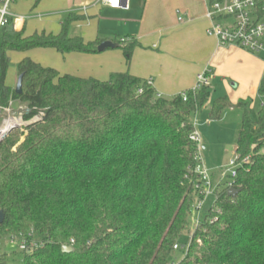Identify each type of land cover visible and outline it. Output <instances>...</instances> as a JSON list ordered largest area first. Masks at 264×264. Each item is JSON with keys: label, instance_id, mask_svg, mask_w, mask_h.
<instances>
[{"label": "trees", "instance_id": "16d2710c", "mask_svg": "<svg viewBox=\"0 0 264 264\" xmlns=\"http://www.w3.org/2000/svg\"><path fill=\"white\" fill-rule=\"evenodd\" d=\"M259 4L264 14V0ZM84 19L64 14L56 34L26 35L12 20L0 30V106H24V120L43 113L0 143V237L33 230L42 239L41 247L20 253V264H169L194 209L198 160L190 117L208 103L209 87L187 91L185 101L181 94L166 99L128 72L79 77L29 57L16 65L21 92L6 84L9 52H98L103 39L70 35ZM114 41L128 61L137 42ZM257 93V110L250 99L210 104L211 120L227 108L241 110L235 154L249 162L231 187L216 186L176 264H264V78ZM4 118L0 109V124ZM229 188L238 192L230 196ZM7 256L1 253L0 264Z\"/></svg>", "mask_w": 264, "mask_h": 264}, {"label": "rangeland", "instance_id": "374dc122", "mask_svg": "<svg viewBox=\"0 0 264 264\" xmlns=\"http://www.w3.org/2000/svg\"><path fill=\"white\" fill-rule=\"evenodd\" d=\"M187 1V0H184ZM183 2V1H182ZM11 5V4H10ZM42 5V6H41ZM53 3L42 2L36 6L33 4L27 7L20 8L17 11L11 10L13 14L12 23L15 29L23 30L25 34H32L33 32H52L54 34L59 32L58 16H61L59 8ZM182 4L180 0H129V9L127 11L110 10L107 8L100 9L93 26L84 28H71L70 35L83 36L85 40H93L95 32L99 31L100 35H112L116 39L125 38L127 36L135 35L140 27V18L144 13L150 18L148 28L151 31L167 26V20L171 18L172 14L176 17L184 16L181 9ZM43 14V22H39L34 17L37 14ZM39 14V15H41ZM47 22V23H46ZM95 24L97 26H95ZM92 38V39H89ZM118 41V40H117ZM121 44V43H120ZM244 52L252 55L260 64V77L254 83L251 71L252 69H232L231 75L238 78V80H231L236 82L237 86L232 87L228 78H217L214 81L213 88L210 89V102L220 98L226 97L230 103L232 98L236 99H250L251 106L254 110L259 109L260 101L257 93L258 85L261 78H264V55L259 53H252L246 49L240 48ZM71 54V53H69ZM28 56L35 62L42 66L55 67L61 72L79 77H95L101 80L108 78V72L111 69H126L130 59L126 58L122 50L117 48H106L101 52L96 53H80L73 52L68 57L62 58V54L50 47H37L24 52L13 51L10 53V62L6 74V84L15 87L17 75V62L23 57ZM244 61V60H243ZM247 66H250L248 61ZM118 71V70H115ZM210 104H206L195 114H192L190 119L193 122L197 133L201 139V148L198 151V164L209 171L214 186L220 184V187H226V183L230 181V172L227 170L229 162L235 156V142L237 135V127L241 118V110L239 108H227L223 111L220 119L211 120L208 117ZM9 113H5V118L19 115V105L9 104ZM20 128V127H19ZM214 196L211 195L204 201L202 209L199 211V218L202 220L207 210L212 205ZM194 220H190L188 231H185L181 238V244H188L191 232L193 231ZM0 251L8 254L5 262L8 264H20L22 261V254H11L10 247L1 245ZM184 256L183 249H176L172 255V261L177 262Z\"/></svg>", "mask_w": 264, "mask_h": 264}, {"label": "crops", "instance_id": "0c3cea01", "mask_svg": "<svg viewBox=\"0 0 264 264\" xmlns=\"http://www.w3.org/2000/svg\"><path fill=\"white\" fill-rule=\"evenodd\" d=\"M40 2L42 4L44 2L53 3L59 8L58 11L61 12V16L57 17L59 20L58 27L60 26L62 16L80 5L87 4L89 7L86 12L75 13L84 16L85 19L75 22L73 28L93 26V23L96 22L94 19L98 16L100 9L107 8L100 5H91L93 0H13L10 8L17 11L32 4L36 6ZM180 3L182 4L181 9L184 16L176 17L172 14L171 18L167 20L169 24L156 31H151L148 28L150 18L143 11L137 33L120 38L125 40L133 38L137 42L132 51L130 61L127 64L128 67L126 69L124 67L111 69L112 71L108 72V74L113 72H128L143 80H149L158 96L166 99H171L178 94L192 89L196 83L197 76L204 70L209 71L210 89L216 86L214 81L217 78H222L221 83H224V79L228 78L230 85L236 87V82L231 80L237 81L238 78L233 77L231 71L232 69H237V67L244 70L252 69V78L254 83L257 82L261 74L258 60L237 46H220L214 37L206 34V29L209 27L210 22L205 16V1L180 0ZM110 10L127 11L121 9ZM39 14L34 18L38 19L39 22H43L45 17L43 14ZM95 26L97 25L95 24ZM15 30L19 31L18 29ZM42 31L45 32L44 30ZM94 34V39L99 37L103 41L109 40L113 43H116L114 39L119 41V39H116L112 35H100L99 31H96ZM71 54H63L62 58L68 57ZM24 57L28 56H23L21 59ZM243 60L250 62L248 63L250 66L244 67L242 64L247 66V63H243ZM51 68L56 69L55 67ZM56 70L62 74L67 73L61 72L58 69ZM12 87L14 86L12 85ZM236 97L231 99L232 104L237 103L239 100H245L236 99ZM209 100L210 96L208 103H211Z\"/></svg>", "mask_w": 264, "mask_h": 264}, {"label": "built area", "instance_id": "2783aa9c", "mask_svg": "<svg viewBox=\"0 0 264 264\" xmlns=\"http://www.w3.org/2000/svg\"><path fill=\"white\" fill-rule=\"evenodd\" d=\"M206 3L205 16L209 20V27L206 29V34L214 37L220 46L234 45L239 48L246 49L252 53H259L264 55V14L261 13L260 0H203ZM13 0H0V30L10 20L13 19V14L10 11V4ZM91 5H100L110 9H129V0H93ZM90 5V6H91ZM88 5L83 4L74 8L70 12H86ZM125 41L121 39L120 42ZM209 71L204 70L197 76L195 85L189 91L194 93L203 86L210 85ZM138 92H141L140 90ZM182 99L185 101L187 92L181 94ZM10 104H12L10 102ZM0 109L4 112H10L9 107ZM19 115L8 116L4 118L0 124V131L7 130L9 127L15 126L16 128L25 126L29 123L36 122L42 118L43 113L39 112L29 120H24L22 111L25 110L24 106H19ZM18 119L19 123L16 125H9L12 120ZM2 137V135H1ZM0 137V138H1ZM190 139L196 144L198 160V151L201 148V139L197 130L194 127L190 135ZM249 162V157L240 158L235 154L234 158L230 160L228 171L230 172V181L226 183V187H231L232 180L235 178L237 169ZM195 174L198 180L194 183V209L191 219L194 220V226L200 222L199 211L202 209L204 201L207 197L213 195L215 197V189L209 171L200 166L197 162L195 167ZM72 242V241H71ZM5 245L10 247L12 251L19 253H31L34 249L41 247L43 241L35 236V232L30 230L27 234L11 235L8 237H0V246ZM188 244L176 243L173 249L187 250ZM0 251V255H1ZM169 264H176L171 262Z\"/></svg>", "mask_w": 264, "mask_h": 264}, {"label": "water", "instance_id": "95a60500", "mask_svg": "<svg viewBox=\"0 0 264 264\" xmlns=\"http://www.w3.org/2000/svg\"><path fill=\"white\" fill-rule=\"evenodd\" d=\"M118 44L113 43L109 40L106 41H102L98 46H97V50L98 51H103L104 49L111 47V48H115L117 47ZM21 83H22V76L19 75L17 80H16V84H15V92L17 94H19L21 92ZM14 129H16L15 126L9 127L7 130H3V134L2 137L0 138V143L4 140V138H6L8 136V134L13 131ZM238 192V190L234 189V188H229L227 190V194L230 196H234L236 193ZM4 219V214L3 212L0 210V224L3 222ZM72 250V248L70 246H62V251L64 252H70Z\"/></svg>", "mask_w": 264, "mask_h": 264}, {"label": "bare ground", "instance_id": "6f19581e", "mask_svg": "<svg viewBox=\"0 0 264 264\" xmlns=\"http://www.w3.org/2000/svg\"><path fill=\"white\" fill-rule=\"evenodd\" d=\"M19 123V120L18 119H14V120H12V123H10L9 125H16V124H18ZM3 134V130L2 131H0V137H1V135Z\"/></svg>", "mask_w": 264, "mask_h": 264}]
</instances>
